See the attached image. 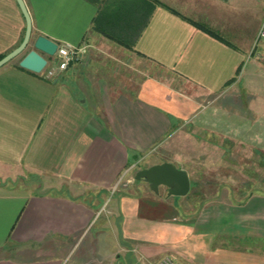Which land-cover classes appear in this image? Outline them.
<instances>
[{"label":"crops","instance_id":"obj_1","mask_svg":"<svg viewBox=\"0 0 264 264\" xmlns=\"http://www.w3.org/2000/svg\"><path fill=\"white\" fill-rule=\"evenodd\" d=\"M21 1L30 36L86 55L44 81L0 68V264H264V60L242 69L250 43L196 11L220 0H152L130 48L93 31L122 0ZM23 23L0 0V58ZM149 151L185 172L184 197L129 178Z\"/></svg>","mask_w":264,"mask_h":264},{"label":"rangeland","instance_id":"obj_2","mask_svg":"<svg viewBox=\"0 0 264 264\" xmlns=\"http://www.w3.org/2000/svg\"><path fill=\"white\" fill-rule=\"evenodd\" d=\"M249 1H251L252 3L250 4ZM249 1L247 0H225V1H220L217 3L214 1L213 4L212 3L201 4L200 1H197L196 2L197 5H195L196 11L198 13L200 14L202 13L203 17L213 19L216 25L227 27L229 29H233V27L237 29L235 33L230 35V38L232 37V38L237 39L238 43H240L241 41L243 42L248 41L250 43L249 53H247V55H243L244 58H243L242 69L248 66L249 63H251V61H255V58L258 59V57L256 56H259V58L264 57V40L260 39V41L253 42L254 36L257 31L258 24H260V20H262V17L264 16L263 14L264 13V0H249ZM252 4L255 6V8H253ZM34 39H35L34 37L30 36L28 46L14 60L13 59L11 60L12 64L16 65V63H18V61L23 57L25 53H28L29 50L33 49L32 43ZM225 40L231 43L228 37L225 38ZM253 49H254V52L252 53ZM250 54L252 55L249 56ZM44 57L46 58V56ZM133 68L136 70L137 69L141 70L143 68L142 70L145 71L144 72L145 74L152 76V74L149 73L150 71L146 65L144 67L142 65H139L138 68L134 66ZM135 73L136 72L134 70H131V73H129L126 77H129V79L133 78L134 75H136ZM225 100L228 101L230 99L225 98ZM232 103L233 102H231L229 106H231ZM257 148H260L261 151L264 152V149L261 148V146H257ZM232 152H234L233 154H235L236 156L250 158L249 153L245 152L243 149H239V147L234 148ZM162 153L166 155L168 158V155H167L168 152L166 153V151H161V153L159 152L154 153L152 151H149L148 153L144 154L143 157H145V160H143L140 164H138L136 168L132 169L133 171L130 172L129 178H131L136 171H139V170L141 171L143 168H148L149 164L154 160L153 158L161 157ZM255 165L253 167H255Z\"/></svg>","mask_w":264,"mask_h":264},{"label":"water","instance_id":"obj_3","mask_svg":"<svg viewBox=\"0 0 264 264\" xmlns=\"http://www.w3.org/2000/svg\"><path fill=\"white\" fill-rule=\"evenodd\" d=\"M15 3L17 4L18 11H20L24 20V33L21 37V42L15 50L9 51V53L2 57L0 60V68L3 64L20 55L28 46L30 40V19L24 10L25 8L22 1L15 0ZM32 47L33 49L29 50L28 53H25L17 65L19 68L24 69L29 73L38 74L45 65L44 62L46 61L44 56H52L55 52L56 45L45 37L37 36L33 40ZM134 180L146 183L149 191L154 195H157L159 186H162L167 190L166 195L168 197H184L189 189V183L185 172L183 173L179 168L174 167L172 164H167V162L157 164V166L152 165L141 171H137L134 175Z\"/></svg>","mask_w":264,"mask_h":264},{"label":"trees","instance_id":"obj_4","mask_svg":"<svg viewBox=\"0 0 264 264\" xmlns=\"http://www.w3.org/2000/svg\"><path fill=\"white\" fill-rule=\"evenodd\" d=\"M148 1L149 0H144L143 5L145 16L143 18L144 22L142 23V19H140L141 17L139 18V23L137 22L136 15L134 18L133 6L131 2L127 4L126 0H122L120 3L113 1L112 5H110L112 10L108 14H106V11H108L106 9V5L108 4L104 3L103 6H101V9L97 12L95 19L92 20L93 31L107 38L109 41L111 40L121 45V47L130 48L138 38L139 32L147 23V18H149L153 7L159 4L158 2L152 0H150V2ZM133 25L136 27L138 25V28H136V32L132 33L130 31ZM1 59L2 58H0V60Z\"/></svg>","mask_w":264,"mask_h":264},{"label":"built area","instance_id":"obj_5","mask_svg":"<svg viewBox=\"0 0 264 264\" xmlns=\"http://www.w3.org/2000/svg\"><path fill=\"white\" fill-rule=\"evenodd\" d=\"M218 1V0H217ZM225 1V0H220ZM264 38V18L256 35L257 41ZM86 55L85 46H73L66 43L56 44L55 52L52 56L46 57L44 67L37 75L41 80H48L57 76L58 73L65 71L71 62L84 59ZM264 60V57H263ZM154 264H181L175 258L168 255L161 257V259Z\"/></svg>","mask_w":264,"mask_h":264}]
</instances>
